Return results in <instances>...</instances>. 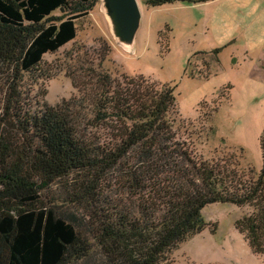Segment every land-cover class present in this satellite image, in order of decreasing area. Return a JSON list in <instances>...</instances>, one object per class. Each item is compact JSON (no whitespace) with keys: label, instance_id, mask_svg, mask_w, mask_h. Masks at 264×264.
I'll return each mask as SVG.
<instances>
[{"label":"trees","instance_id":"1","mask_svg":"<svg viewBox=\"0 0 264 264\" xmlns=\"http://www.w3.org/2000/svg\"><path fill=\"white\" fill-rule=\"evenodd\" d=\"M97 1L0 0V264H164L215 202L248 209L234 227L264 256V132L256 173L195 154L176 137L175 87L142 75L71 73L77 96L26 101L25 75Z\"/></svg>","mask_w":264,"mask_h":264},{"label":"rangeland","instance_id":"2","mask_svg":"<svg viewBox=\"0 0 264 264\" xmlns=\"http://www.w3.org/2000/svg\"><path fill=\"white\" fill-rule=\"evenodd\" d=\"M137 2L141 18L131 45L112 37L98 0L76 19L75 38L44 54L25 75L26 101L34 107L55 106L77 96L71 73L81 85L89 70L113 78L142 75L175 87L171 116L176 137L195 154L219 163L230 158L237 168L258 173L264 132V0L158 7ZM246 212L230 203L207 204L201 210L203 230L179 243L164 264H264V256L253 253L234 227ZM88 260L78 264L100 263Z\"/></svg>","mask_w":264,"mask_h":264},{"label":"water","instance_id":"3","mask_svg":"<svg viewBox=\"0 0 264 264\" xmlns=\"http://www.w3.org/2000/svg\"><path fill=\"white\" fill-rule=\"evenodd\" d=\"M112 37L121 45L133 43L141 13L137 0H100Z\"/></svg>","mask_w":264,"mask_h":264},{"label":"crops","instance_id":"4","mask_svg":"<svg viewBox=\"0 0 264 264\" xmlns=\"http://www.w3.org/2000/svg\"><path fill=\"white\" fill-rule=\"evenodd\" d=\"M216 1L221 2L222 0H216Z\"/></svg>","mask_w":264,"mask_h":264}]
</instances>
